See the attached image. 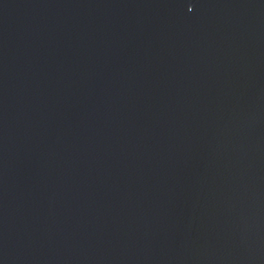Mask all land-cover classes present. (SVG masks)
I'll use <instances>...</instances> for the list:
<instances>
[{"label": "water", "instance_id": "obj_1", "mask_svg": "<svg viewBox=\"0 0 264 264\" xmlns=\"http://www.w3.org/2000/svg\"><path fill=\"white\" fill-rule=\"evenodd\" d=\"M0 264H264V0H0Z\"/></svg>", "mask_w": 264, "mask_h": 264}]
</instances>
